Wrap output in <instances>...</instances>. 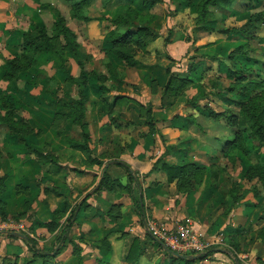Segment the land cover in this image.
Listing matches in <instances>:
<instances>
[{
  "label": "rangeland",
  "instance_id": "obj_1",
  "mask_svg": "<svg viewBox=\"0 0 264 264\" xmlns=\"http://www.w3.org/2000/svg\"><path fill=\"white\" fill-rule=\"evenodd\" d=\"M79 1L0 0V264H107L91 252L81 257L78 242L85 238L80 229L70 227L59 253L54 256L52 250L70 206L92 189L99 190L103 167L122 158L130 159L138 172L148 236L149 222L162 231L187 225L208 238L207 248H218L204 260L182 261L169 259L153 241L139 264H264V242L258 237L264 227V174L258 168L264 164V148L243 131L249 122L239 115L246 101L264 121V82L250 86L251 81H264V18L247 24L264 11V0H232L228 8L214 13L217 22L209 24H197V0H146L148 7L138 14L139 0H91L82 12L104 19L88 23L74 17L78 9L73 6ZM59 17L80 63L67 51L62 60L47 53L15 77L6 76L10 61L22 52L23 35L45 27L53 37L51 27ZM214 24L234 31L202 29ZM140 28L145 30L139 39L144 46L129 40L119 45L133 55L136 66L106 53L113 47L112 34ZM54 41L57 48L67 45L61 35ZM80 73L85 81L84 121L92 156H99L100 165L66 140V135L78 138L81 133L63 106L78 100ZM101 83L111 90L103 92ZM139 104L151 107L155 132L148 131ZM160 156L183 165L184 174L168 181L165 173L161 183L149 184L147 170ZM147 162L150 167L143 168ZM103 186L115 187L107 180ZM133 192L136 197L137 190ZM83 209L96 216L89 207ZM71 235L78 242L69 240ZM23 237L52 256L37 257ZM126 239L123 235L114 243L111 264L124 263Z\"/></svg>",
  "mask_w": 264,
  "mask_h": 264
},
{
  "label": "trees",
  "instance_id": "obj_2",
  "mask_svg": "<svg viewBox=\"0 0 264 264\" xmlns=\"http://www.w3.org/2000/svg\"><path fill=\"white\" fill-rule=\"evenodd\" d=\"M132 1V0H131ZM134 3H138V0H133ZM140 2L137 4L138 8L135 10V14L139 13V10L141 9H146L148 6L145 4L146 0H139ZM180 1V0H177ZM91 0H80L76 4H74V8H77L78 10L75 11L74 17L76 21H80L83 23H88L93 20H103L104 17H92L89 15H86L82 12L81 8L87 4H89ZM232 0H197L196 2V21L197 24H201L202 22L210 23V22H217L214 13L216 11H219L221 8H228L229 5L231 4ZM264 18V11L258 13L257 15H254L253 17H250L247 21V24H251L253 21H259L263 20ZM114 22L119 23V20H114ZM203 30H208V31H216L218 33H228L231 31H234V29H229L224 26H216L215 24L212 26L207 25V26H202ZM51 30H53V37L49 35V31L46 30L45 27H36L34 29V32L28 34L25 33L23 35V38L21 40V47H22V52L19 56L16 58L12 59L10 61V67L9 70L7 71L8 77H15V74L19 72V70L26 69L29 66L35 65L38 62L39 57L42 54H47V53H53L56 54L60 60H62L63 53L65 51L69 52L70 55L74 60H76L78 63H80V58L78 55V52L75 48V46L72 43V40L70 37L67 35V27L64 26L63 24V19L59 17L52 25ZM239 31H243V28H239ZM144 28L137 29L135 32H130L127 30L121 35H116L112 34L110 38V42L112 44V48H109L106 50V53L116 60L123 62L124 65L129 66V67H134L137 65V60L133 57L131 53H129L127 50L124 48H121L119 45L123 40H129L134 43H136L137 46H144V43H141L139 39L141 38L142 33L144 32ZM61 35L64 37L65 41L67 42V45L63 48L56 46V43L54 39L56 38L58 40V36ZM264 65V62H263ZM107 66V65H106ZM233 74L237 73L235 70H230ZM109 73L111 76L114 74L110 71ZM116 79V78H114ZM52 80V79H51ZM53 81V80H52ZM55 81V80H54ZM73 81V80H72ZM78 84L81 86L80 90V95L78 100H71L70 102H63V106L66 107L69 112V116L74 120V123H76L79 128L81 129L80 136L78 138H74L71 136L66 135V140L68 141L70 147L74 150H78L81 153H83L87 158L90 159L92 164L100 165L102 161L100 160L99 156H92V148L90 147V135L87 127L86 121H84V106H83V85L85 83L84 77L82 73L79 74L77 81ZM263 80L259 82H253L251 81L250 86L252 87H257L259 85H263ZM115 84L112 85L114 87ZM100 89L103 92L111 90V88L106 87L105 85H102V83L99 85ZM124 98L122 95H116L115 99H120ZM141 110L144 109V115H145V123L148 126V131L150 133L155 132V122H154V117L152 113V109L150 106H144L142 104H139ZM209 113L213 116L216 115L215 112L210 111ZM242 118L244 117L248 122L249 125L245 128H243V131H245L249 138L255 142L256 146L259 148H264V121L261 120L260 116L254 109H248V106L246 105V101L242 103L241 105V110L239 114ZM168 147V146H167ZM37 153L39 155H43L42 152L37 150ZM166 153V152H165ZM167 153H170L167 152ZM46 157L45 155H43ZM51 161H55V158H52L51 156L47 157ZM114 164L121 166L127 173L128 179L130 184L126 186V189L131 197V201L133 203L134 207V212L139 218V222L141 225L145 226V219H146V213H145V207H144V199H143V194H142V188L140 183L138 182V177L136 176V173L131 170L130 166L128 163L125 161H114ZM57 168L61 167L60 165L55 164ZM56 168V169H57ZM259 172L264 174V164L259 163L258 165ZM152 169H158L162 170L166 173L168 181L172 180L175 177L182 176L184 174V166L179 165V164H173L171 162L163 160V157L160 156L158 157L152 164ZM108 181V177L106 174L103 175V178L101 180V184L105 181ZM264 180V179H263ZM136 188L137 190V196L135 197L132 192L133 189ZM88 195V194H87ZM85 197L81 202H78L72 206H70L69 210V215L67 219L65 220L66 223L64 224V229L62 233L57 237L58 241V246L52 250L54 252V256L57 255L61 249L62 244L64 243L68 229H70L71 225L75 222L76 220V215L79 211V209L83 206L85 203ZM109 215H113L112 211L109 210ZM53 223L58 225L57 220H53ZM258 237L264 242V227L258 233ZM24 240H26L29 244L28 248L29 250L33 251V254H35L37 257L40 258H45V257H51L52 254L51 252L36 248L34 246L35 241L31 238L28 237H23ZM154 244L157 246H161L160 243L153 239ZM218 248L212 247L206 249L204 252H201L198 254V259L204 260L211 254H213L215 251H217ZM139 253H140V247H139V240L137 238H134L129 251L125 257V261L128 264H138L139 260ZM170 255V259L174 258L175 260H182L186 261L187 259H180L177 256L173 255L172 253H168Z\"/></svg>",
  "mask_w": 264,
  "mask_h": 264
},
{
  "label": "crops",
  "instance_id": "obj_3",
  "mask_svg": "<svg viewBox=\"0 0 264 264\" xmlns=\"http://www.w3.org/2000/svg\"><path fill=\"white\" fill-rule=\"evenodd\" d=\"M114 161H125L126 163L129 164L131 170L134 171L136 173V176L138 177V172L135 170L136 168L133 166L130 159L122 158L121 160H112L109 164L107 163L102 169L101 179L103 178V175L106 174L110 185L115 187H113V189L112 188L109 189L102 185L99 190L92 189L91 192H87L88 195L86 194L84 196V198L87 197L85 199V203L79 209L76 215V220L71 225V228L76 229L77 231H79L80 229V232H82V234H80L81 237L85 238L83 240L84 242H78L77 239H73L74 235L68 237L69 240L78 242L79 247L82 249L81 257L85 258L87 257L85 254L91 252V255H93L94 257L101 258L102 260L106 261L107 264H111L113 261V256L115 255L114 243L121 242L120 240L122 239L123 235L124 238L128 237L129 240V247L124 256V260L134 238H137L139 240V247H140L139 259H141V257L145 254V252L150 253L149 250L150 245L148 243L152 242L153 244L152 238L157 240L161 246L164 245L160 240L156 239L155 237L148 236L147 235L148 233L144 229L145 226L141 225V223L139 222V218L134 212V207L131 201V197L126 189V186L129 184L127 173L124 169H122L121 166L114 164L113 163ZM148 163L149 162H147L143 168L150 167V164L148 165ZM148 171H151V173L147 174L148 177L146 178L149 184L151 181H159L161 183L162 176L163 174H165L164 171L158 169L149 170V168L147 172ZM139 181L140 179H138V182ZM149 184L147 185L149 186ZM147 185L144 188L145 195L150 194L149 193L150 188ZM54 189H58V188L54 187ZM153 189L157 191L159 188L155 186L153 187ZM134 190H136V188H134L133 191ZM57 192L59 196H63L64 194L61 190H57ZM133 193L134 192H132V194ZM160 199L161 198L155 200L154 205H156L157 202H160L161 201ZM85 206L89 207V210L91 209L93 211H96V213L94 212L96 216H92L91 214H86L83 209V207ZM104 206H106V208ZM109 210L112 211L114 216L109 215L108 213ZM84 217L87 218L85 220H82L84 219ZM90 217L92 218V220ZM167 229H172V228H167ZM194 231L197 232L196 230ZM197 233L203 236L202 233L199 232ZM86 239H90L89 242L92 244V248L88 245V240L86 241ZM83 248H85V250H83ZM167 255L169 256L170 259V255L169 254ZM95 264L98 263L95 262ZM122 264H128V263L124 261V263ZM138 264H139V260H138Z\"/></svg>",
  "mask_w": 264,
  "mask_h": 264
},
{
  "label": "built area",
  "instance_id": "obj_4",
  "mask_svg": "<svg viewBox=\"0 0 264 264\" xmlns=\"http://www.w3.org/2000/svg\"><path fill=\"white\" fill-rule=\"evenodd\" d=\"M147 230L151 236L160 240L168 249H177L178 251L204 252L209 246V240L195 232L187 225H178L173 229L163 227L160 230L154 224L147 225Z\"/></svg>",
  "mask_w": 264,
  "mask_h": 264
},
{
  "label": "water",
  "instance_id": "obj_5",
  "mask_svg": "<svg viewBox=\"0 0 264 264\" xmlns=\"http://www.w3.org/2000/svg\"><path fill=\"white\" fill-rule=\"evenodd\" d=\"M162 247L168 251V252H171L167 247H165L164 245H162ZM172 254L176 255L177 257L179 258H190V259H195L197 258L198 256L196 255H182V254H178V253H175V252H171Z\"/></svg>",
  "mask_w": 264,
  "mask_h": 264
}]
</instances>
